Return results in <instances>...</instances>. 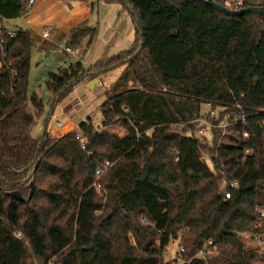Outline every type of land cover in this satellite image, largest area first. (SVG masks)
<instances>
[{
  "label": "trees",
  "instance_id": "obj_1",
  "mask_svg": "<svg viewBox=\"0 0 264 264\" xmlns=\"http://www.w3.org/2000/svg\"><path fill=\"white\" fill-rule=\"evenodd\" d=\"M27 1L0 0V20L20 17ZM104 1L130 11L134 40L87 69L73 60L49 70L50 108L37 137L30 132L44 105L28 93L35 41L29 29H3L0 264H170L172 239L185 264H264V251L243 235L264 204V14L227 15L206 0ZM250 6L264 0H241L239 9ZM94 34L83 21L65 47ZM121 66L99 107L107 131L92 132L88 118L78 132L48 133L54 108L76 86ZM203 105L246 118L217 147L220 129L199 134L191 122ZM101 168L104 202L91 187ZM224 175L239 183L228 199ZM208 241L217 254L194 258Z\"/></svg>",
  "mask_w": 264,
  "mask_h": 264
},
{
  "label": "crops",
  "instance_id": "obj_2",
  "mask_svg": "<svg viewBox=\"0 0 264 264\" xmlns=\"http://www.w3.org/2000/svg\"><path fill=\"white\" fill-rule=\"evenodd\" d=\"M3 21L4 19L1 20L2 25L6 28ZM12 21H18L15 24L18 27L15 30L6 29L9 32H14L18 29H29L35 41V48H33L39 53H43L50 46L56 47L57 44L59 47L62 43L66 46L65 43L68 40L70 30L79 23L86 21L88 26L95 30L91 42L89 43V38H86L79 49H73L74 53L65 52L66 55L71 56L70 61L79 60L84 69L91 67L99 60L106 59L127 49L133 42L135 34V26L130 11L120 4H108L104 0H96L95 3H93V0H34L26 14L14 18ZM46 27H50V32L47 37H43L42 32ZM37 40H39V43H36L38 42ZM121 46H124L122 47L123 49H118ZM113 50L118 51L112 53ZM31 54L32 52L30 53V58ZM93 57L94 60H92ZM69 62H63L64 64L62 63L58 66L67 65ZM123 68L121 66L97 76L98 83L91 89L99 87L104 94L109 85L117 79ZM88 83L89 81L76 86L63 99L62 102L64 103H60L55 107L56 111L53 112V116L63 113L67 117L63 125L64 131H62L60 136L71 131H77L79 123L86 118H90L91 124L96 125L89 115L82 113L84 108L80 104L81 100L78 101V97L75 96L78 91H80V96H82L83 93L90 89L88 88ZM103 120L102 114L100 119L101 126ZM42 128L43 124L41 130Z\"/></svg>",
  "mask_w": 264,
  "mask_h": 264
},
{
  "label": "built area",
  "instance_id": "obj_3",
  "mask_svg": "<svg viewBox=\"0 0 264 264\" xmlns=\"http://www.w3.org/2000/svg\"><path fill=\"white\" fill-rule=\"evenodd\" d=\"M227 6H233L234 9H239L241 0H223ZM34 0H28L27 1V11L23 13L22 15L26 14L29 9L31 8ZM3 29L4 26L2 25V22L0 20V42L3 39ZM50 32V27L44 28L42 32L43 37H47ZM11 35V32H9ZM65 52L68 53H74V50L70 47H65L64 48ZM264 114V109L260 110ZM245 115H239V116H234L231 118L230 113H226L223 115L222 118H220L219 115V109L218 108H209L207 110H201L198 114H196L191 122H195L199 124V134H204L205 132L207 133L210 129H220L221 133L219 135V139L217 142V147L219 146V143L221 142L222 138L230 131L231 126L233 125L234 122H237L238 120H245ZM64 118H57L53 121V127L55 129L61 128L63 125ZM262 125L264 126V118L262 120ZM108 130V126H99V125H93L92 127V132L94 133H101L105 132ZM244 136H248L246 132L243 133ZM264 135V134H263ZM249 150H245V154H249ZM202 159L209 158L208 156H202ZM245 157L242 158L244 160ZM110 165L108 161L104 162L103 169L107 168ZM102 172L101 169L96 170V179L92 183L91 187L95 190L96 193L101 194L105 193V188L101 185V183L98 181V178L100 176V173ZM239 187V183L236 179L233 178V176H226L224 175L221 179L220 182V190L221 194L223 195L224 199H228L231 197L233 191ZM256 215H257V220L255 222V230L249 233L243 234L246 238H248L253 245H257L259 247V250L264 251V204H260L256 206ZM18 235H20L18 233ZM176 240V239H175ZM168 246L164 250V257H165V252L167 250ZM218 248L213 245L212 241H208L202 248L198 251V253L194 256V258L198 259H203L206 260L207 258L217 254ZM170 253V252H168ZM167 253V254H168ZM184 249L180 246L175 253H173V256L169 258L168 260L170 264H185L189 263L190 260H186L183 256Z\"/></svg>",
  "mask_w": 264,
  "mask_h": 264
},
{
  "label": "rangeland",
  "instance_id": "obj_4",
  "mask_svg": "<svg viewBox=\"0 0 264 264\" xmlns=\"http://www.w3.org/2000/svg\"><path fill=\"white\" fill-rule=\"evenodd\" d=\"M12 20L13 19H4L3 22H4L6 28L15 30L18 27V26H15L16 22L18 23V21H12ZM19 23H21V22H19ZM37 41L38 42H36V43H39V40H37ZM36 45H38V44H36ZM61 46L59 47L58 44L56 47L50 46V48L43 51V53H39L38 51H36V49H34L35 47L31 51L32 54H31V58H30L28 93L29 94H31L33 92L37 93L38 97L42 100V103L44 105V113L36 119L35 125L33 126L32 130H31V134L34 137H36L40 133L42 124L45 121V119H47V117H48L47 112L49 111V108H50L49 100L51 99L50 98L51 93L46 89V87L44 85V80L46 79L47 71L55 70L59 64H62L63 62L67 63L71 60V56L65 54V51H64L65 46L63 43L61 44ZM122 47H124V46H121V48H118V49H123ZM116 51H118V50H113L112 53H115ZM59 58L60 59L62 58V60H60ZM92 60H94V57L92 58ZM60 61H63V62H60ZM80 95H81L80 91L75 93V96L78 97L77 100L78 101L81 100L80 104L84 108V109H82V111H83L82 113L85 115H89V117H91V120L96 125L101 126L100 125V119L102 118V112L99 109V105L105 99V96L103 94L102 89L99 87L95 88V89L90 88L85 93H83L82 96H80ZM62 101L60 102L61 104L64 103ZM209 108H210L209 105H203V110H207ZM27 111L30 113L34 112V107L30 101H28ZM54 111H56L55 108H54ZM62 117L64 118V122H63V125H64L65 120L67 119L66 114L62 113L58 116H53V114H52V116L49 117V119L47 121L46 128H47L48 133L51 136L59 137L60 134L62 133V131H64L63 125L59 129H55L53 127V121L57 118H62ZM86 119L84 121H86ZM108 129H109V127H108ZM112 129H113V132L122 133V128L119 126H115ZM78 131L79 130H77L76 132H78ZM104 188H105V193L104 192L101 194L97 193L98 196L102 197L103 202L106 200L107 193H108L107 188L106 187H104ZM97 212H99V211H97ZM251 245H253V244H251ZM179 247H180V245H179L178 239L170 240L168 248L165 252L166 260L171 258L173 256V253H175V251ZM168 252H170V253H168Z\"/></svg>",
  "mask_w": 264,
  "mask_h": 264
},
{
  "label": "water",
  "instance_id": "obj_5",
  "mask_svg": "<svg viewBox=\"0 0 264 264\" xmlns=\"http://www.w3.org/2000/svg\"><path fill=\"white\" fill-rule=\"evenodd\" d=\"M206 2L216 8L217 10L232 16H239L242 14H248V13H257V14H264V6H250L246 8L241 9H230L226 6H222L213 0H206ZM98 83V79L95 78L92 81L88 83V88H93ZM31 173V172H30Z\"/></svg>",
  "mask_w": 264,
  "mask_h": 264
}]
</instances>
